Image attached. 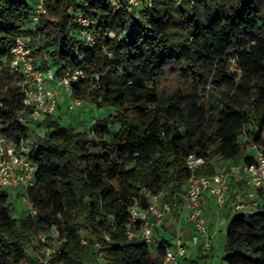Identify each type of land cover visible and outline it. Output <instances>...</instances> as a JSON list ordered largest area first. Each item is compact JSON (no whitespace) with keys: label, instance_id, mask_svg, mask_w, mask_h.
Masks as SVG:
<instances>
[{"label":"trees","instance_id":"1","mask_svg":"<svg viewBox=\"0 0 264 264\" xmlns=\"http://www.w3.org/2000/svg\"><path fill=\"white\" fill-rule=\"evenodd\" d=\"M125 1L43 0L47 13L33 24L37 0H0V133L27 139L29 126L18 118L21 75L10 65L18 36L37 67L55 76L84 71L71 84L72 98L114 110L89 132L61 125L55 115L38 120L51 130L28 154L37 181L28 200L37 214L14 217L0 191V264H37L29 243L52 224L65 237L58 257L64 264H159L168 238L155 231L152 256L146 242L126 232L130 206L146 202L143 189L180 191L192 174L189 154L204 157L202 173L220 161H248L247 143L264 151V0H138L132 11ZM181 4L191 14L179 9L174 22ZM79 13L93 19L97 46L80 44ZM178 24L180 33L173 31ZM8 68L19 85L8 86ZM207 87L223 88L224 96L204 102L200 90ZM225 236V264H264V203L233 215Z\"/></svg>","mask_w":264,"mask_h":264},{"label":"built area","instance_id":"2","mask_svg":"<svg viewBox=\"0 0 264 264\" xmlns=\"http://www.w3.org/2000/svg\"><path fill=\"white\" fill-rule=\"evenodd\" d=\"M179 4L183 0H170ZM191 2L194 0H190ZM124 7L127 11L138 7V0H126ZM47 13L43 0H37L30 13L33 24L40 16ZM77 34L80 44L84 47L97 46V40L92 33L93 19L82 13L76 18ZM103 48V46L101 45ZM108 56L110 52H106ZM10 65L21 75V89L24 93V109L18 114L19 120H40L54 115L59 105V93L71 95V84L85 77L82 69L63 71L55 76L52 68L37 67L31 54V48L26 39L18 36L11 48ZM234 69V67H232ZM82 104V100L72 98L68 102V109L72 110ZM26 112L28 116L25 117ZM248 161L240 159L236 162L219 164L212 172L197 173L205 165L204 157L189 154L186 159L187 167L192 174L182 185L180 191L168 194L164 189L156 194L143 189V199L135 200L129 208V221L126 232L130 238H138L154 249L159 245L155 231L163 229L167 216L173 215L181 200L188 211L185 220L193 226V234L188 239L178 238L167 246L159 264H187L188 247L196 246L203 253L211 250L210 234L207 230L206 217L203 213V199L209 196L219 209L227 205L230 183L235 181L240 187L238 194L229 202V206L236 212L248 215L260 204L264 203V151L256 144H250ZM30 147L26 140L16 142L0 133V191L22 188L27 195L30 189L37 187L36 165L29 159ZM144 203V204H143ZM37 214V209L31 207L28 213ZM174 222H180V217L172 216ZM37 236V237H36ZM36 240L41 246L36 258L37 264H64L58 261L61 245L65 240L57 224H52L46 231H39ZM34 237V238H35ZM108 239V236H106ZM81 243H86L84 236ZM100 259H102L100 257ZM20 264H28L21 262Z\"/></svg>","mask_w":264,"mask_h":264},{"label":"rangeland","instance_id":"3","mask_svg":"<svg viewBox=\"0 0 264 264\" xmlns=\"http://www.w3.org/2000/svg\"><path fill=\"white\" fill-rule=\"evenodd\" d=\"M179 9H186V14H191V9L186 4H181L177 8L173 10V21L178 22L180 19L177 11ZM174 32H181L183 31L182 24H178L175 29H173ZM6 78L7 82L9 83V87L13 85H19V78L17 75H15L11 68L7 69ZM94 85H92V88ZM6 90L5 86H3L0 82V96L4 94V91ZM200 95L204 102L211 103L213 101H217L218 99L222 98L224 96L223 88H213V87H207L205 89L200 90ZM66 97V100L65 98ZM70 100V96L64 92L59 93V107L56 109L54 115L57 116L56 120L61 125H72L75 130L79 131H86L89 132L91 130L92 124L96 120H100L103 118H106L108 116H112L114 114V110L112 108H99L97 107L91 100V97H87L83 100L82 104L72 110L68 109V102ZM53 116V115H52ZM38 120H34L32 122H27L29 128L27 131V139L26 143L29 145L32 144L33 141H37V137L41 135H47L48 132L51 130V127L49 126H39L37 124ZM117 128V125H113L111 129L115 130ZM247 139L246 136H240L241 141H245ZM250 143H247L244 154H248L250 151ZM242 153V154H243ZM242 156V155H241ZM220 162H217L215 166H218ZM8 195L7 204L10 207L11 214L16 218H21L25 215H27L30 212L31 209V203L27 199L26 193L23 191L22 188L18 187L16 189H8L6 190ZM44 194L50 195V189L45 188ZM236 211H224L220 213L222 222L219 223L216 226L217 222V216L215 215H206L208 221H207V230L209 232L213 231L214 226L218 227V232L216 235L210 240L211 245L214 248V252L212 254V247L211 250L206 252L207 255L203 256V252L198 249V251L195 252L194 256L188 257L187 261L188 263L192 264V259L196 260L197 264H225L222 256L226 253V236H225V226L226 223L229 222V220L233 217V215L237 214ZM171 216V215H169ZM177 216V215H176ZM178 217V216H177ZM213 223V226H212ZM166 230H170L171 233H174L175 224H173V220H170L168 216L165 219V226ZM37 233L35 234V236ZM37 237V236H36ZM35 238H32L29 245L32 250V255H36L39 252L40 245L38 241ZM173 238L171 239V242L173 243ZM150 246V245H149ZM151 252H153V247L150 246ZM154 256V253L151 254Z\"/></svg>","mask_w":264,"mask_h":264},{"label":"crops","instance_id":"4","mask_svg":"<svg viewBox=\"0 0 264 264\" xmlns=\"http://www.w3.org/2000/svg\"><path fill=\"white\" fill-rule=\"evenodd\" d=\"M65 100H66V97H64ZM239 161V160H238ZM233 161L231 160H227V161H220L219 164H224V163H231ZM239 190H241V187L235 182V181H231L230 183V190H229V196H228V199H227V205L224 206L223 208L219 209V207L216 206V204L210 199V197L207 195L204 197L203 199V213L205 215V217H207L206 215H215L217 216V222H216V226L221 223L222 225V222L220 221L221 219V215L220 213L224 212V211H233V209L228 205L230 200H232V198L235 197L236 194H238ZM188 211V208L186 206V204L184 203L183 200L180 201L178 207L175 209L173 215L171 214V216H168V218H170V220H173L172 219V216H179L180 217V222L176 223L173 221V224H175V228H174V233H171L170 230H166V228H164L165 226V221H164V226H163V229H161L159 231L160 234H162L163 236H165L166 238H168L171 242V239L173 238V243L176 241V239L178 238V235L182 237V239H188L194 232L193 230V226L187 222L185 220V215ZM207 221L208 219L206 218V224H207ZM212 226H213V223H212ZM214 226L213 228V231L212 232H209L210 234V240L216 235V233L218 232V227ZM212 247V254L214 252V248L213 246L211 245ZM198 251V248L196 246H189L188 247V254L187 256L189 257H192L194 256L195 252ZM154 253V251H153ZM203 256H206L207 253H203L202 254ZM195 259H192V261H194ZM188 262V261H187ZM193 263V262H192Z\"/></svg>","mask_w":264,"mask_h":264}]
</instances>
